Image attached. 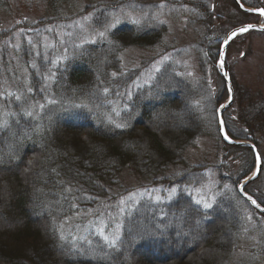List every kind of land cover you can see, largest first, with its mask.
<instances>
[{
	"label": "trees",
	"instance_id": "trees-1",
	"mask_svg": "<svg viewBox=\"0 0 264 264\" xmlns=\"http://www.w3.org/2000/svg\"><path fill=\"white\" fill-rule=\"evenodd\" d=\"M74 1L47 3L57 13L60 4ZM118 5L132 6L127 0H102L86 4L80 12L97 9L94 22L101 24L107 18L105 10ZM193 5L202 14L197 24L210 34V9L204 2ZM166 32L162 23L124 21L110 31L108 40L85 44L54 69L46 92L50 102L37 118L16 114L18 103L9 102L14 116L0 129V263H248L234 258L243 237L241 202L258 212L237 187L253 170L254 158L249 148L225 143L218 135L216 110L228 95L221 79L216 90L208 91L203 82L194 84L167 64L150 85L134 91L118 117L107 116L111 101L116 103L133 80V71L123 72L120 52L129 46L159 44ZM209 42V46L205 44L206 61L199 59L201 68L217 62L220 40ZM29 76L30 97L42 100L43 80L31 69ZM231 107L222 115L229 137L256 144L246 127L234 128ZM116 120L122 125H116ZM205 135L219 139V160L224 163L216 164L218 185L230 188L203 209L182 187L204 179L205 165L189 164L187 151ZM231 164L237 168L231 169ZM125 171L136 180L179 189L159 203L138 201L124 217L114 244L92 236L86 244L64 240L58 220L113 198L115 190L125 192L120 184ZM258 178L244 192L264 207V200L253 191Z\"/></svg>",
	"mask_w": 264,
	"mask_h": 264
},
{
	"label": "rangeland",
	"instance_id": "rangeland-1",
	"mask_svg": "<svg viewBox=\"0 0 264 264\" xmlns=\"http://www.w3.org/2000/svg\"><path fill=\"white\" fill-rule=\"evenodd\" d=\"M101 1L75 0L70 5L60 4L59 11L54 13L47 0H0V100L4 101H0V129L14 116L9 102L18 103L16 114L37 118L45 104L50 102L46 92L54 79V69L85 44L108 40L110 31L124 21L162 23L167 32L159 44L129 46L120 52L123 72L133 71V80L118 95L116 103L111 101L107 116L113 113L115 118L126 107L134 91L142 85H150L156 73L167 64L188 81L194 84L203 82L208 91L216 90L219 79L224 82L220 65H202L201 68L199 61H206L204 55L209 40L223 41L233 28L264 22L259 14L234 7L232 0H155L152 4H148V0H127L132 6L118 5L105 10L107 18L101 24L98 20L94 22L97 9L80 12L86 4ZM240 1L246 7L264 9V0ZM199 2H204L211 11L213 28L208 35L196 22L202 14L193 3ZM152 8L158 9L149 12ZM101 32L104 36L100 35ZM23 55H27L26 60L22 59ZM225 65L234 89L230 110L234 128L246 127L256 138V144H253L261 156L262 168L253 191L264 200V31L251 30L234 37L225 51ZM30 69L43 80L42 100L30 97ZM115 124L122 125L120 120ZM219 146L216 135H205L199 136L187 151L189 164L205 165L204 179L200 184L182 189L203 209L209 208L224 189L230 188L226 184L218 185L216 164L224 163L219 160ZM230 167L237 168L232 164ZM120 179L125 192L115 190L113 198L102 199L95 206L78 209L58 220V232L64 240L72 245L86 244L87 238L92 236L114 244L120 236L124 217L138 201L151 199L159 203L169 200L179 189L151 185L144 179V185L138 186L143 182L128 171ZM205 204L210 206L205 207ZM241 205L243 237L234 258L238 262L244 259L249 263V259H253V264H264V216L242 202Z\"/></svg>",
	"mask_w": 264,
	"mask_h": 264
},
{
	"label": "water",
	"instance_id": "water-1",
	"mask_svg": "<svg viewBox=\"0 0 264 264\" xmlns=\"http://www.w3.org/2000/svg\"><path fill=\"white\" fill-rule=\"evenodd\" d=\"M233 1L240 10H242L244 12H248V13L259 14V15H262L264 17V10L262 8H257V9L246 8L245 6H243V4L240 1H238V0H233ZM242 28H248V31H251V30L264 31V24L263 25L243 24L237 28H233L226 34L223 41L221 42L217 63L221 65L220 76L223 79L225 87L228 91V97H227L226 101L216 111L217 131H218L220 139L223 142L228 143V144H232V145L244 146V147L249 148L252 151V156H253L254 161H255V166H254L253 172L245 181H243L237 187V191L249 203V205L253 209H255L258 213L264 215V207L262 205H260L255 200L254 197H252L250 194L244 192V187L250 181L254 180L255 178H257L259 176V173H260V170L262 167L261 157H260L255 145L249 143L248 141H241V140H235V139L233 140L229 137V135L226 132L225 124H224L223 117H222V114L224 113V111L226 109H228L233 104V100H234L233 86H232V83L230 81L229 73H228V71L226 69V65H225V51H226L229 43L231 42V40L234 37L238 36L239 34L248 32V31L241 32L240 29H242ZM233 33H235V35H233ZM253 201H255V203H253Z\"/></svg>",
	"mask_w": 264,
	"mask_h": 264
},
{
	"label": "snow or ice",
	"instance_id": "snow-or-ice-1",
	"mask_svg": "<svg viewBox=\"0 0 264 264\" xmlns=\"http://www.w3.org/2000/svg\"><path fill=\"white\" fill-rule=\"evenodd\" d=\"M134 22L138 23L139 21H134ZM111 26H112V25H110V27H111ZM240 31H241V32L248 31V28H242V29H240ZM100 35H101V36H104V33L101 32ZM233 35H235V33H233ZM198 202H199V201H198ZM253 203H255V201H253ZM209 206H210V205L205 204V207H209Z\"/></svg>",
	"mask_w": 264,
	"mask_h": 264
},
{
	"label": "bare ground",
	"instance_id": "bare-ground-1",
	"mask_svg": "<svg viewBox=\"0 0 264 264\" xmlns=\"http://www.w3.org/2000/svg\"><path fill=\"white\" fill-rule=\"evenodd\" d=\"M220 65V64H219ZM220 67H221V65H220Z\"/></svg>",
	"mask_w": 264,
	"mask_h": 264
}]
</instances>
